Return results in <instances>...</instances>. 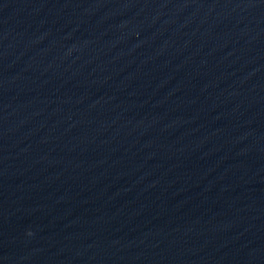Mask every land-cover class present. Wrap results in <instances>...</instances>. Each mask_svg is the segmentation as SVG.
Here are the masks:
<instances>
[{"label":"water","instance_id":"95a60500","mask_svg":"<svg viewBox=\"0 0 264 264\" xmlns=\"http://www.w3.org/2000/svg\"><path fill=\"white\" fill-rule=\"evenodd\" d=\"M0 264H264V0H0Z\"/></svg>","mask_w":264,"mask_h":264}]
</instances>
